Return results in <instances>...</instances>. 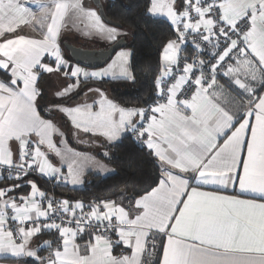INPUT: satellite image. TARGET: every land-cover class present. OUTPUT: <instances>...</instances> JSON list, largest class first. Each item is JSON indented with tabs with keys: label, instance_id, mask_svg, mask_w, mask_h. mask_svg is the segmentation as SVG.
<instances>
[{
	"label": "crops",
	"instance_id": "obj_1",
	"mask_svg": "<svg viewBox=\"0 0 264 264\" xmlns=\"http://www.w3.org/2000/svg\"><path fill=\"white\" fill-rule=\"evenodd\" d=\"M87 1L80 3L103 27L97 8ZM217 1L226 22L246 12L253 16L245 48L225 79L179 102L182 77L170 84L168 104L152 103L147 114L130 108L126 133L145 122L143 142L162 170L157 186L136 199L123 195L99 204H72L98 220L122 225L116 245L99 236L75 237L64 229L60 243L41 256V247L50 243L40 242L34 222L45 215L39 203L45 191L31 181L27 196H6L12 187L1 190L0 264H21L2 260L12 258L38 259L40 264H144L150 236L161 243L157 264H264V0ZM154 6L151 15L175 26L185 0H157ZM73 9L65 0L0 1V69L11 75L8 81L0 78V180L4 167L24 163L27 144L33 147L37 175L74 188L83 186L86 172L72 178L64 156L98 159L104 143L81 148L59 142L58 123L38 102L48 96L43 84L54 74L80 73V65L58 46ZM210 25L204 13L198 28ZM184 55L178 36L168 42L162 74H170ZM11 222L19 240L8 231Z\"/></svg>",
	"mask_w": 264,
	"mask_h": 264
},
{
	"label": "trees",
	"instance_id": "obj_2",
	"mask_svg": "<svg viewBox=\"0 0 264 264\" xmlns=\"http://www.w3.org/2000/svg\"><path fill=\"white\" fill-rule=\"evenodd\" d=\"M103 3L108 17L130 30L125 47L131 50L132 77L95 79L92 82L107 90L111 99L120 106L144 108L157 99V80L163 72L162 53L167 43L177 37V33L169 20L149 13L150 0H103ZM64 54L72 60L66 49ZM0 78L8 81L11 75L0 69ZM97 156L112 167L111 174L102 176L87 172L83 186L79 188L57 183L34 173L19 179L2 178L0 199L1 190L7 187H12L13 190L7 192L6 196H27L31 181L36 182L45 191V195L54 193L71 204H99L123 195L136 199L156 187L162 177L155 154L131 131L116 142L103 144ZM38 237L40 242L50 243L47 248L41 247V256L44 250H50L60 243L58 233L48 229H42ZM2 260L40 264V260L31 258Z\"/></svg>",
	"mask_w": 264,
	"mask_h": 264
},
{
	"label": "built area",
	"instance_id": "obj_3",
	"mask_svg": "<svg viewBox=\"0 0 264 264\" xmlns=\"http://www.w3.org/2000/svg\"><path fill=\"white\" fill-rule=\"evenodd\" d=\"M1 1V0H0ZM217 0H185L183 12L174 29L184 45L185 55L180 58L170 74H161L157 80V99L153 103L168 104L170 84L183 77L177 90L179 102L191 99L200 88H207L217 81L224 80L230 64L236 55L245 48V37L250 32L253 16L246 12L233 23L226 22L218 7ZM204 13L209 17L210 27L199 29ZM152 104V103H151ZM151 104L144 107L148 113ZM145 122L136 124L131 132L143 141ZM33 147L26 145V157L20 166H6L2 169L4 178L19 179L28 174H36L33 167ZM45 208V215L34 224L41 231L48 229L58 233L69 230L75 237L84 235L106 238L115 246V236L123 229L117 221L96 219L91 212L72 205L65 198L54 193L39 199ZM74 204V203H73ZM8 231L15 240L20 235L15 223L8 225ZM39 231V232H40ZM161 243L157 236H150L144 248V264H157L160 258Z\"/></svg>",
	"mask_w": 264,
	"mask_h": 264
},
{
	"label": "rangeland",
	"instance_id": "obj_4",
	"mask_svg": "<svg viewBox=\"0 0 264 264\" xmlns=\"http://www.w3.org/2000/svg\"><path fill=\"white\" fill-rule=\"evenodd\" d=\"M152 1L150 0V4ZM65 2H70L74 9L66 17L62 30L64 38L61 36L59 40L58 46L63 53L65 41L87 47H106L118 38L130 34L128 28L114 26L103 20H99L103 27L100 26L90 17L88 7L80 3V0H65ZM154 3L150 13L155 12ZM52 10L48 14L52 15ZM85 33L88 35H83ZM130 59L131 50L124 47L100 68L79 66V74L73 76L65 70L54 74L43 84L48 96L39 97L38 102L44 112L58 123L59 135L56 137L60 138L59 142L75 144L81 148H95L122 138L123 133L125 134L130 126L132 110L114 102L107 90L92 82L90 77H96L98 80L130 79ZM61 157L62 155L59 156ZM64 157L63 160L69 166L70 175L74 179L84 172H93L102 176L112 172V167L108 163L99 157L94 160L90 154Z\"/></svg>",
	"mask_w": 264,
	"mask_h": 264
},
{
	"label": "water",
	"instance_id": "obj_5",
	"mask_svg": "<svg viewBox=\"0 0 264 264\" xmlns=\"http://www.w3.org/2000/svg\"><path fill=\"white\" fill-rule=\"evenodd\" d=\"M98 10L100 18L108 24L122 27V24L108 17L103 0H91ZM128 43L127 37H120L106 47H87L73 42L65 41L64 48L69 57L78 65L87 68H100L105 65L114 54L124 48Z\"/></svg>",
	"mask_w": 264,
	"mask_h": 264
}]
</instances>
